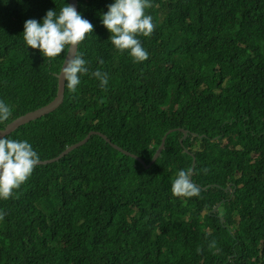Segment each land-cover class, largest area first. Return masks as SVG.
<instances>
[{
  "label": "trees",
  "instance_id": "16d2710c",
  "mask_svg": "<svg viewBox=\"0 0 264 264\" xmlns=\"http://www.w3.org/2000/svg\"><path fill=\"white\" fill-rule=\"evenodd\" d=\"M114 2L78 0L94 25L78 46L88 73L7 137L40 162L91 132L110 142L92 135L0 199V264H264V0H151L143 62L110 41L102 16ZM65 4L0 0V100L12 109L0 130L56 98L67 51L49 60L23 31ZM194 159L200 194L178 197L172 182Z\"/></svg>",
  "mask_w": 264,
  "mask_h": 264
},
{
  "label": "clouds",
  "instance_id": "9594fccd",
  "mask_svg": "<svg viewBox=\"0 0 264 264\" xmlns=\"http://www.w3.org/2000/svg\"><path fill=\"white\" fill-rule=\"evenodd\" d=\"M151 7V0H115L102 16L103 26L112 34L110 37L112 45L121 53L127 50L135 62L148 59V52L138 37H150L154 32L155 24L152 22V16L146 14V9ZM93 30L94 25L83 18L75 6L65 4L59 14L54 10H48L42 23L35 19H28L24 24L23 39L28 47L39 49L49 60L67 51V59L64 60V66L58 78L60 82H64L70 92L75 93L80 84V74H87L89 71L86 61L78 51V46L87 35L93 33ZM99 63L103 64V60L101 59ZM92 75L100 80L101 87L108 84L107 73L97 69ZM11 114V107L0 100V123L7 121ZM7 137L4 135L0 138V199L3 200L12 197L14 190L19 189L30 178L40 162L39 155L29 142ZM204 171L206 172L207 169ZM191 175V170L178 171L172 182L174 195L199 196L200 188L192 182ZM3 216L4 214L0 213V220Z\"/></svg>",
  "mask_w": 264,
  "mask_h": 264
},
{
  "label": "water",
  "instance_id": "95a60500",
  "mask_svg": "<svg viewBox=\"0 0 264 264\" xmlns=\"http://www.w3.org/2000/svg\"><path fill=\"white\" fill-rule=\"evenodd\" d=\"M69 5H72V6H75L76 10L79 12L78 10V0H69ZM68 55V53H67ZM67 55H66V58L65 60L67 59ZM63 66H64V63H63ZM62 66V68H63ZM61 68V70H62ZM59 74L57 75V79H58V90H57V96L56 98L53 100V102H51L49 105L39 109V110H36L34 112H31V113H28L20 118H18L15 122H13L12 124H9L4 130H0V138H3L4 135L9 136L11 133H13L16 129H18L20 126L22 125H25L29 122H32V121H35L45 115H48L52 112H54L59 106H61L64 102V97H65V90H66V85H64V82H60L59 78H58ZM66 83V82H65ZM174 130L172 131H169L163 138L162 140V143L159 147V149L157 150L152 162L150 163V166H152L156 161L157 159L161 156V153L162 151L164 150L165 148V143H166V139H167V136L173 132ZM100 135L101 137H103L107 142H110L109 139L104 136L103 134H100V133H95V132H91L84 140H82L81 142L71 146V147H68L64 152H62L58 157L54 158V159H51V160H47V161H43V162H39L38 165H41V164H51L53 162H56L60 159H62L64 156L68 155L70 152H72L73 150L85 145L89 139L91 138L92 135ZM184 138L181 140V143L183 142V140L185 139L186 137V132H184ZM117 150H119L120 152H123L124 154L126 155H130L128 152L126 151H123L121 148H119L118 146H114ZM133 158H134V155H131ZM140 162L144 163L141 159H139ZM37 165V166H38ZM195 167H196V159L193 160V165H192V175H191V180L193 178V174H194V170H195ZM230 189V187H228V190ZM221 204H219L216 208H214V212H216L218 210V208L220 207Z\"/></svg>",
  "mask_w": 264,
  "mask_h": 264
}]
</instances>
